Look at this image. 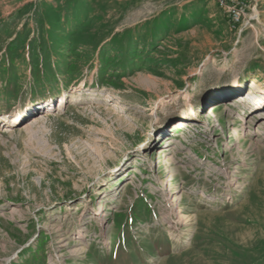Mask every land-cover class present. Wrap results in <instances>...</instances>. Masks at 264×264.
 I'll return each mask as SVG.
<instances>
[{"label": "rangeland", "instance_id": "374dc122", "mask_svg": "<svg viewBox=\"0 0 264 264\" xmlns=\"http://www.w3.org/2000/svg\"><path fill=\"white\" fill-rule=\"evenodd\" d=\"M263 121L264 0H0V264H264Z\"/></svg>", "mask_w": 264, "mask_h": 264}, {"label": "bare ground", "instance_id": "6f19581e", "mask_svg": "<svg viewBox=\"0 0 264 264\" xmlns=\"http://www.w3.org/2000/svg\"><path fill=\"white\" fill-rule=\"evenodd\" d=\"M251 94H252V90L251 89H249V92L248 93H245V94H242L241 96H239V97H237L234 101H227L226 103H221L220 105H218L217 107H216V113L215 114H217L218 112H221V115L222 116H224V115H228V112H229V110L231 111V108H234V107H237V106H239L240 107V105L243 103V102H247L248 100H249V98L251 97ZM261 97V96H260ZM262 99H263V96L261 97ZM237 100V101H236ZM255 100V98H253V101ZM240 103V104H239ZM212 109H213V107H212ZM233 110V109H232ZM211 112V114H212V112L213 111H210ZM229 121H228V127H230V133L231 132H233L234 131V127H235V125H236V123H235V120L233 121L232 120V116H229ZM219 122H221V118H218V123ZM264 122V121H263ZM232 123H233V125H232ZM182 124V128H183V130H185L186 128H187V125H186V123L185 122H183V123H181ZM180 124V125H181ZM180 125H178V126H180ZM181 128V127H180ZM167 146H170V142H168V144L166 145V147ZM167 152V149H162L161 150V161L160 162H162L164 159H165V157H166V155H165V153ZM158 160H156L155 159V157H153L152 159H151V162H150V165L149 166H152V167H154L155 168V166L156 165H158ZM164 181V180H163ZM176 186L178 187V184H176ZM170 202L168 203V205H170V206H172L173 208H172V213H170L171 215V217H173V216H176V218H177V223H183L184 221H185V215L184 214H182V212L180 211V209H179V206H178V201H179V197H178V194H177V192H175L174 193V195H172L171 197H170ZM96 215H98V214H96Z\"/></svg>", "mask_w": 264, "mask_h": 264}, {"label": "built area", "instance_id": "2783aa9c", "mask_svg": "<svg viewBox=\"0 0 264 264\" xmlns=\"http://www.w3.org/2000/svg\"><path fill=\"white\" fill-rule=\"evenodd\" d=\"M226 15L231 28L243 23L248 11V0H212Z\"/></svg>", "mask_w": 264, "mask_h": 264}, {"label": "trees", "instance_id": "16d2710c", "mask_svg": "<svg viewBox=\"0 0 264 264\" xmlns=\"http://www.w3.org/2000/svg\"><path fill=\"white\" fill-rule=\"evenodd\" d=\"M14 41V40H13Z\"/></svg>", "mask_w": 264, "mask_h": 264}]
</instances>
